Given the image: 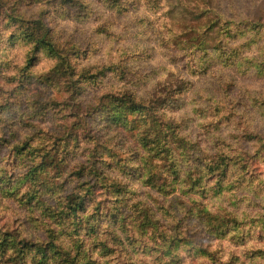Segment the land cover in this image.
Returning a JSON list of instances; mask_svg holds the SVG:
<instances>
[{"label": "rangeland", "instance_id": "obj_1", "mask_svg": "<svg viewBox=\"0 0 264 264\" xmlns=\"http://www.w3.org/2000/svg\"><path fill=\"white\" fill-rule=\"evenodd\" d=\"M18 14L43 19L62 50L73 53L80 90H68L72 77L65 70L52 71L55 59L11 36V17ZM77 48L83 52H72ZM83 68L101 69L99 80L85 84ZM123 88L156 107L158 117L177 124L192 143L191 156L181 158L180 177L231 143L254 155L243 180L202 194L165 172L156 176L160 187L145 182L140 170L121 172L120 159L133 144L122 142L124 130L102 128L98 119L106 112V93ZM44 103L43 111L37 108ZM258 137L264 138V0H0L3 229L35 245L47 243L55 226L40 207L67 198L78 181L73 170L97 140L108 154L119 153L113 173L130 190L111 222L103 212L117 196L104 181L93 184L99 210L93 201L86 215L97 213L96 233L69 222L60 226L56 242L71 258L88 251L93 264H170L176 256L182 264H210L209 255L215 264H264V154H254ZM53 138L70 152L58 165L46 160L32 168L40 161V144ZM203 207L212 223L214 216L227 221L224 234L208 232ZM57 212L65 217L64 208Z\"/></svg>", "mask_w": 264, "mask_h": 264}, {"label": "trees", "instance_id": "obj_2", "mask_svg": "<svg viewBox=\"0 0 264 264\" xmlns=\"http://www.w3.org/2000/svg\"><path fill=\"white\" fill-rule=\"evenodd\" d=\"M19 15V16H18ZM17 16L19 19L11 17V36L19 35L24 38L29 44H32L34 52H44L47 56L55 59V65L52 71L62 72L65 70L69 78L72 77V85L68 83L69 91L78 88L81 89L80 80L73 78L72 70L78 66H73L74 59L73 53L70 50L63 51L62 45L55 41L51 36L50 29L46 22L41 18L24 19L20 14ZM22 18V19H21ZM81 54V49L77 48V51ZM78 56V55H77ZM76 58V57H75ZM33 56H31L28 62H31ZM112 70L111 68L108 69ZM102 74L101 69H96L93 73L87 68L79 71V76L86 79L85 84L92 85L99 80V75ZM105 107L106 112L102 117L98 119L102 128L107 130H124L126 135L122 142L127 144L128 148H131V153L124 155L125 158L120 160L122 165L118 169L126 174L134 168V170H140L145 178V182L149 183L153 187H160L161 185L156 176L159 174L162 176V172L172 176L173 181H182L189 189V192H200L206 194L209 191L217 193L222 191L224 183L236 182L240 183L245 175L246 165H252L254 155L248 151V148L234 147L231 143H227L225 147L217 149L213 152L211 157H207L204 160L196 157L195 160L200 161L190 169L183 173L180 177V161L184 156L190 157L193 152L192 143L187 141L185 136L180 134L177 124H168L167 121H163L158 117L157 108L152 107L145 100H142L130 92L128 89H121L117 92H109L105 95ZM47 103L38 105L37 108L43 107L44 110ZM155 110V111H154ZM156 115V116H155ZM94 138V142H95ZM260 145L255 149L254 154L259 156L260 152L264 154V138L258 137ZM102 144L96 140L95 146L86 159V162H81L72 171L77 178V183L71 188V191L67 198L58 199L55 201V205L44 206L41 205V210L44 215L52 220V224L55 227L49 228L48 234L50 240L43 245H35L29 239L21 237L19 233H15L9 230H5L0 227V264H76L82 260L83 264L90 263L88 258V251H84L83 255L76 252L73 257L68 250L63 249L62 246L56 240L61 233L60 226H64L67 222L73 225H83L89 232H94L97 228L95 217L97 213L92 212L86 215V208L88 204L95 201V208L99 210V203L94 199L95 192L93 191V184H98L100 181H104L106 185L105 190H112L117 198L112 199L114 201L112 206L108 207L103 212V216L109 221L115 222L118 218V211L120 203L124 204L127 200L126 194L128 189L119 176H114V168L112 164L118 157V152L110 150V154L103 151ZM27 142H24L21 149L25 148ZM101 147L102 149H99ZM70 147L66 146L65 142L57 141V139H49L48 143L40 144L39 153L37 154L40 161L33 163L32 168H42L48 163L55 162L57 165L63 161L64 157ZM105 150V149H104ZM127 151V152H129ZM41 153V155H40ZM154 158L158 160L153 161ZM35 159V158H34ZM113 160V162H112ZM76 170V171H75ZM169 173V174H168ZM229 175H233V180L229 179ZM89 178V179H88ZM162 178V177H161ZM229 179V180H228ZM169 184L168 181H165ZM159 191L165 192V190L159 189ZM221 194V193H220ZM36 205L39 207V200L34 197ZM115 204V205H114ZM64 208V218L57 211ZM204 213L203 218H206L208 223V232L212 234L221 235L225 233L226 220L214 216L217 221L212 223V215L209 210L202 208ZM124 232V231H122ZM96 233V232H94ZM112 234H118L117 231L111 230ZM237 236V235H233ZM241 237V232L239 233ZM231 240L234 238L231 236ZM234 242V241H233ZM207 249L204 248L202 252L206 254ZM260 254H264L261 252ZM210 264H215V255L208 257ZM51 261V262H50ZM128 264H134L128 259ZM170 264H182L181 259L176 256L175 260Z\"/></svg>", "mask_w": 264, "mask_h": 264}]
</instances>
